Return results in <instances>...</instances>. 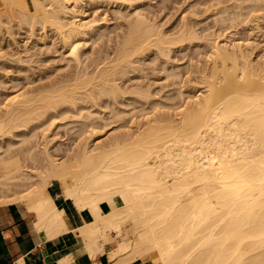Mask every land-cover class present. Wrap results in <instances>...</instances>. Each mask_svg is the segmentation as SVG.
Listing matches in <instances>:
<instances>
[{"label":"bare ground","instance_id":"bare-ground-1","mask_svg":"<svg viewBox=\"0 0 264 264\" xmlns=\"http://www.w3.org/2000/svg\"><path fill=\"white\" fill-rule=\"evenodd\" d=\"M45 1L47 2V0H0V17L9 13L11 16L13 13L12 19L19 17L29 24L31 29L36 25L39 26L38 24L45 28L46 23L51 22L61 29V32L68 38L80 33V26L83 23L80 22L79 26V22H68L67 16L68 21L60 16V12L65 11V13H77V3L80 0H77L76 5H73L76 0H48L47 4ZM218 3L220 2L218 1ZM251 3L249 4L252 5ZM233 4L235 3L233 2ZM47 5L51 6L48 8ZM254 8L250 10L255 12ZM64 9L66 10L63 11ZM135 14L137 15V13ZM75 16L77 15L75 14ZM142 21L138 18L137 26L136 24L131 25L132 30L128 32L129 35L123 41V46L120 45L123 49L122 52L118 51L119 57L121 54L126 64L133 61L132 54L141 52L140 48L136 46L137 44L146 42V45H149L147 41L151 34V28L150 30H147V27L142 29L141 25L146 20ZM139 25L142 30L139 29L135 33L134 30L138 29ZM31 34L33 33L31 32ZM215 35L218 34L215 33ZM158 36L160 38L158 43H169V45L186 39L200 40L199 35L195 34V30H190L187 33L182 32L181 35L172 39L165 38L161 33ZM217 37L213 36L207 41L210 43L207 44L210 46V50L207 49L210 53L205 52L207 57H204L207 58V65L202 70L205 72L206 67H209L205 73L200 70L203 76L199 77L202 79L199 82L205 87L204 94L200 93V95L203 94L202 96H199L197 92L189 93L188 100L181 101L179 104L172 103L173 109L177 112L173 118L170 117L171 119L164 122L157 121L158 119L152 122L148 120V117V124L144 125L145 127L142 129L138 127L140 130L137 131V134L112 138V142L108 145L96 146L91 149L92 140H89L91 141L89 146L85 144L86 141L79 140V144H76L73 152L74 147L70 152L67 151L70 154L66 155L70 156L68 160L66 159L67 161H65V157L62 158L64 160L62 162L58 161V158L55 159V155L53 156L55 158L52 157L49 150L52 146L49 147V144L54 147L53 142L50 143V141L55 139L50 138V134L45 131L47 126L42 128L45 124H38L39 122L34 124V120L36 121L40 116L48 113L49 108L55 105L56 108L59 102H61L60 104L65 101L68 103L76 98L71 94L70 97L65 91L62 93L66 84L47 89L54 95L49 93L50 95H45L47 97L40 96L39 99H35L37 96L35 94L36 96H32L33 98L30 96L26 97L28 99H23V95L19 93L8 100L7 104L5 102L7 109L0 119V138L10 134L17 137L22 136V142H25L22 145L25 146L26 143L28 145L26 144L27 148L25 147L26 149L23 151H18L15 154L11 152L13 155L10 153L11 155L8 156V150L10 151L15 146L11 145L14 140L11 139L9 144L12 147L7 151L5 149L9 144L7 143L8 146L4 144L6 146L4 151L8 157L2 158L5 153L0 156V203L10 201L21 203L27 211H32L36 215L38 229H46L51 236L55 233L57 235L58 231L60 234V230L67 229L64 211L55 205L54 198L48 192L49 185L57 179L65 197L70 198L79 209H89L93 216L91 221L78 227V231L83 236L85 247L93 257L107 251L113 264H132L139 259L145 260L150 257H155L160 264H264V58L256 65L251 54L241 47L242 43L240 45L232 42L236 44H232L230 48L231 43L226 44L228 41H224L225 43L221 44L222 36L220 40L218 39L221 43ZM135 42L137 43L135 44ZM69 44L72 45V55L75 54V57L79 59L78 47L76 48L79 43L76 46L73 43ZM161 44L159 45L160 52L165 57L171 58V50ZM142 46L140 47L144 51L146 47ZM3 56L4 54L0 53V57ZM29 57L31 56L29 55ZM17 58L20 59V57ZM115 61L117 60L115 59ZM107 65L95 69L93 75L91 72V75L85 72L83 76L81 74L76 76L77 82L73 83L76 86L75 90L84 89L80 92V98L98 97L102 89L106 93L109 91L111 96L119 95L120 89L113 77L114 70L108 69ZM111 66L113 65L111 64ZM97 87H100L98 88L99 92L96 91ZM204 87H202L203 90ZM142 90L146 89L141 88V91L139 89L138 92H142ZM144 92L146 94L149 91ZM179 92L178 95L183 94L181 91ZM121 94L123 95V92ZM149 94L144 98L149 99ZM3 106L5 107V105ZM155 108L152 107V109ZM78 111L77 114L82 115L81 109ZM58 112V115L68 113L67 109ZM70 113L68 114L70 115ZM120 113L118 114L120 115ZM56 114L50 116V120H48L50 124L53 123L52 125L59 120H56L60 117H57ZM87 114H92V116L95 114L99 117V113L96 114L90 110ZM113 114L115 113L113 112ZM118 114L115 115V118ZM46 115L49 116V113ZM97 116L95 119H98ZM50 124L49 127H51ZM82 124L81 128L84 130L94 125L92 122ZM20 128L21 130L27 129L28 132L24 129L21 131ZM40 129L46 132L41 133L43 136L39 138L40 142L42 141V144H39L42 146L41 149L38 148L39 139L37 137V132ZM94 133L92 132V134ZM5 134L7 135L5 136ZM36 137L38 140L35 139ZM15 144L17 143L15 142ZM95 144L102 145V143ZM15 148L18 147L15 146ZM0 149L3 147L1 146ZM36 151L39 154H36ZM21 153H25V157ZM34 155H39V158L34 159ZM27 157H33L35 162H40V165L33 160L34 163H31ZM116 196L121 200L118 205L113 202V198ZM103 201L111 203V210L102 211L101 203ZM127 223L132 224L131 233L125 228ZM114 231L120 238H117V243L114 246L109 247L111 239L108 238V235ZM124 232L126 236L123 237ZM61 263L71 264L70 258L63 259Z\"/></svg>","mask_w":264,"mask_h":264},{"label":"rangeland","instance_id":"rangeland-1","mask_svg":"<svg viewBox=\"0 0 264 264\" xmlns=\"http://www.w3.org/2000/svg\"><path fill=\"white\" fill-rule=\"evenodd\" d=\"M49 1L47 0V2L45 1V3L47 4ZM80 1L78 2L76 0L74 1L75 3L73 2V5H76V2H78L77 3L78 4L77 13H75L77 16H75L74 13L72 14L65 13L66 9L63 10L65 12H62V13L60 12V16L62 17V19L63 17L64 19H66V16H67V19L69 21L67 19L66 20L68 22L70 21L72 22L74 21L76 23L81 22L84 25L86 23V26H84L83 24L82 26H80L81 23L80 24L78 23L81 30L79 31L80 33L77 32L79 35L74 34L75 37L73 35L68 38L67 36L64 35V33L61 32V29L57 28L56 25L52 24L51 22L49 23L47 22L46 25L44 26L45 28H42L40 24H38L39 26L36 25V27L32 28L33 29L32 30L31 26H29V24H27L25 21H23L19 17H18L19 20L16 16L15 17L17 19L16 18L12 19L14 17L12 16L13 13L11 14L12 17L10 16V13L4 14L0 17V20H2L0 21V53L4 54L3 57H0V119L2 118L1 115H4L6 112V109H7L6 104L8 100H11L15 95L19 93L24 96V97L22 96L23 99L24 98L28 99L26 97H30V96L31 98H33L32 96H34L35 94H37V96L35 95L36 96L35 99H39L40 96L44 97L45 95H50V94L54 95L53 93L48 91L50 90V88H53L55 86L58 87V86H62L63 84L64 85L66 84L63 87L65 89L64 90L62 89L63 91L62 93H64L65 91V93H67L70 97L72 95V97L75 96L77 98V99L73 98L72 101L70 100L71 102L68 101V103L67 101L63 102L62 104H60L61 102H59L56 108H55L56 105L53 106L54 108L53 107L49 108L51 111L53 110L52 112L48 110L49 116L46 115L48 114L46 113L44 114V116L42 117L40 116L39 119H36V121L34 120L35 122L34 124L38 122H39L38 124L43 123L45 125H43L42 128H45L46 126H47V129L49 128L48 131L47 129H45V131L48 132V134H50L49 135L50 138L55 139V140L51 139L53 141H50V143L53 142L54 144V147L52 144H49V147L50 145L52 146L49 148L50 154L52 155V157L55 155L56 158L55 157L53 158L55 159L58 158L59 159L58 161H61V162L63 160L62 158L64 157H65L64 158L65 161L68 160L70 156H66V155H68L71 149L74 147L72 149V152H73V150L75 149V146H77L76 144H79V140L82 142L86 141L85 144H88V146L91 142L89 140H92L93 143L91 142L90 144L91 149H94V147L96 148V146L100 147V146L108 145V143H111L112 142L111 140H113L114 138H121L124 136L127 137L131 135L133 136L137 134V131L139 132L140 130L139 128L142 129L143 127H145L144 125H147L149 121L153 122L158 119L157 121L164 122V121H167V119L173 118V115L176 116V113H177L176 110L173 109L174 107L173 104L175 103L179 104L181 101L188 100L189 93L191 94V93L197 92L199 96H202L204 94L205 87L203 86V84L199 82L202 80V79H199V77L203 74L201 72L205 69V66L207 65L206 57H207V54L210 53L208 51L210 50V46L207 45L209 43V42L207 43L208 38H211L213 36L214 37L218 36L217 40L218 39L220 40V37L222 36L220 40L222 41V43L219 40L218 41L221 44L225 43L224 41H228V43L226 42V44L231 43V45H229L230 48L232 44L237 43L241 45L242 43L241 47L245 48V49L243 48L242 49L246 50L247 53L251 54L252 56L251 58H253L254 64L256 65H257V62H259L261 59L264 58V11H263L264 10V0H248V1L246 0V4H245V0H238V1L237 0H132V2L131 0H108V1L107 0H91V1L82 0L81 2ZM218 1L220 3H218ZM233 2L235 4H233ZM255 2L257 5H259L258 6L259 8L257 7L256 4H254ZM249 3H251L252 5H250ZM253 5L254 6L256 5L255 8ZM47 6L49 8V6L51 5H47ZM248 6L250 7L252 6L251 7L252 9L253 8L256 9L257 13H256V10H254L255 12L251 11L250 10L251 8ZM135 13H137V15ZM7 15L9 16L11 20L7 18L8 17ZM138 18L142 19L143 21L146 20L145 22L142 21L144 24L139 23V24H143L141 25L142 29L147 27V30H150V28L152 30V31L150 30L151 34L149 35L150 40L148 39L147 41V44L149 42V45H146V42H141L139 45L137 44L136 46L140 48L139 50L141 52L140 53L136 52L137 55L136 53H134L135 55L132 54L131 57L133 58L132 59L133 61L130 63L128 62V64H126L124 60L122 59L121 54H120L121 58L119 57L118 51H121L123 49L121 47L123 46L122 45L124 43L123 41H125V39L129 35L128 32H130L132 30V26H134L132 24H136V22L138 21ZM89 24L92 26H90ZM138 27L139 28L134 30V32L135 31L138 32L139 29H141L140 25ZM190 30H193V31L195 30V34L199 35L200 40L194 39L193 41V39H189L190 40L189 41L188 39H186L184 41L176 42L175 44L171 43L170 45L169 43L161 44L157 42L158 39H160L158 36V34L160 33L163 34L165 38L172 39V38L179 36V34L181 35L182 32L187 33ZM31 32L33 34H31ZM215 33L218 35H215ZM42 35L43 36L45 35L46 37L45 36L43 37ZM72 37L73 39H71ZM64 39H67V40L64 41ZM187 40L188 42H186ZM232 42H236V43H232ZM69 43H73L75 44V46L76 44L78 45L79 43V45L76 46V48L78 47L77 49L78 52L77 51L76 52L79 53L78 55L80 56L79 59L75 57V54L72 55L71 53L72 45L70 46ZM136 43L137 42H135V44ZM142 44L144 45L142 46ZM160 44L161 46L163 47L166 46V48H169V50H171L170 51L171 58L165 57L160 52L161 51L160 46H159ZM140 46L146 47V49L142 51L143 49ZM205 52L206 53L209 52V53L206 54ZM249 54L247 55L249 56ZM29 55L31 57H29ZM17 57H20V59H18ZM115 59L117 61H115ZM111 64L113 66H111ZM106 65L108 66V69H110L111 71L114 70L113 77L114 79H116L115 83L117 82L116 85H118L117 86L118 89L121 90V91L119 90L120 92L118 93L119 95L117 94L119 97L111 96L109 91H107V93H109V95H107L104 89H102L104 91L102 90L100 91V89H98L100 87H97L96 91L98 92L100 91L99 93H101L100 95L98 94V97L92 98V96L91 97L86 96L88 99L87 98L84 99V97L80 98L81 96L80 92H82L84 89L78 88L75 90L76 86L75 84L73 85V83L77 82L75 79L76 76L78 74H81V76H83L85 72H88L89 74L91 72V74L93 75L95 73V69L97 70L101 68V66L105 67ZM208 67L209 66L206 67V71L208 70L207 69ZM81 71L82 73H80ZM188 74L190 75V78ZM65 79L68 81H66ZM147 87L149 90L147 89ZM202 87H204V90ZM141 88L142 89L145 88L146 90L144 91L146 92L149 91V92L146 94L143 90L142 92H138L139 89L141 91ZM68 90H69V93H68ZM134 90L135 92L131 93ZM179 91H181L183 94L181 93L182 95H178L180 94ZM122 92H123V95L121 94ZM137 92L138 94L135 95V93ZM139 93L143 94L144 96L150 93L148 95L149 99L144 98V96L140 95ZM200 93H203V94L200 95ZM67 94H64V95H67ZM148 103L150 106L148 105ZM3 105H5V107ZM154 106L155 107L157 106L158 108L156 109ZM85 107L88 108L87 112L90 110L93 113H96V114L99 113L98 114L99 117L95 114H93L94 117L92 116V114L88 115ZM152 107L155 108L156 110L152 109ZM66 109L68 113H70L71 111L70 115L67 112L65 114L58 115L59 113L58 111H63V110L66 111ZM80 109L82 111V115L78 113L79 116H77L78 115L77 112H79L78 110ZM122 111L125 113H123ZM74 112H76V114H74ZM113 112L115 114H113ZM118 113H120V115ZM55 114L57 115V117L60 116L59 118H56V120L59 119L58 120L59 122L57 121V123L55 122L56 125L55 124L52 125L53 123L50 124L49 123L50 121L48 120H50V116L52 115L54 116ZM116 114H118L119 117L117 116V118H115ZM121 114H122V117H120ZM96 116L98 119H95ZM91 122L94 125L89 126L90 128L88 129L85 128V130L81 128L83 125L82 123H91ZM49 124L51 125V127H49ZM23 129L21 130L20 128L19 130L23 131ZM24 130L26 131L27 129H24ZM42 131H43L42 129L38 130L37 132L38 139L42 138L43 133H46ZM26 132H28V130ZM92 132H95L94 133L95 135L92 134ZM38 134H40V136H38ZM126 134L128 135L126 136ZM6 135L7 134H5V136ZM21 137L22 136L17 137L11 134L9 136L7 135V137H4L3 135V137L0 138L1 139L0 141L1 142L3 141V143L0 142L3 149H0V150L4 151L5 149L4 147L8 146V144L11 143V139L12 141L14 140L13 141L14 143L12 142L13 144L11 145H15L18 148H15V146H13L14 148H11L12 151L11 150L9 151L8 148L10 149V147H12L9 144V146L5 149L6 151L8 150V154L5 153V151L3 153L1 151L0 156L4 155L5 153V155L2 156V158L3 157L6 158L12 154L11 152H14L15 154L18 151H23V149H26L27 143L25 144V146L22 145L23 137L22 138ZM37 137L35 138L36 140H38ZM85 138L86 139L89 138L87 139L88 142ZM81 139H85V140H81ZM40 140L41 139L38 140V145L42 144L41 143L42 141L40 142ZM15 142L17 144H15ZM95 143H102V145L95 144ZM2 144L3 145L7 144V145L3 146ZM57 144L59 145L57 146ZM39 146L38 148L41 149L42 146L41 147ZM20 147L22 148L21 150L19 149ZM43 147H44V144H43ZM68 148L69 150H67ZM37 151H36V154H39V152L37 153ZM6 154L8 156H6ZM24 154L25 153H23L22 155L24 156ZM38 156L39 155H34V159ZM30 158L28 159L31 160V163H32L34 159L33 157H30ZM35 163H38L40 165V162H35ZM38 164H36V166H39ZM56 180L57 179H55V181ZM56 182L59 183L58 181ZM131 226L132 224L130 223H127V225L125 226V228L128 230V232L130 231V233L132 230ZM109 235H110L111 241L114 240V243L116 244L117 238H120L118 233L114 231L113 233L112 232L109 233ZM124 236H126L125 232L123 234V237Z\"/></svg>","mask_w":264,"mask_h":264},{"label":"crops","instance_id":"crops-1","mask_svg":"<svg viewBox=\"0 0 264 264\" xmlns=\"http://www.w3.org/2000/svg\"><path fill=\"white\" fill-rule=\"evenodd\" d=\"M48 192L55 205L64 211L67 229L51 236L46 229L37 228L36 215L27 211L24 205L17 201L0 203V264H62L61 261L67 257L71 264H113L107 251L93 257L78 231V227L93 219L90 210L76 207L70 198L65 197L61 185L55 180L49 185ZM113 202L118 205L121 200L116 196ZM102 203V211L111 210L109 201ZM108 238L111 239L110 235ZM114 244L113 240L109 247ZM132 264L160 263L155 257H150Z\"/></svg>","mask_w":264,"mask_h":264}]
</instances>
